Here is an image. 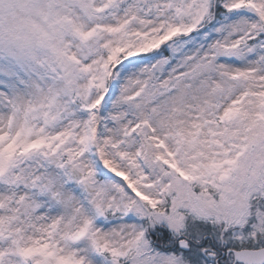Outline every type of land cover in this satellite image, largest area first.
Wrapping results in <instances>:
<instances>
[{
    "label": "rangeland",
    "instance_id": "374dc122",
    "mask_svg": "<svg viewBox=\"0 0 264 264\" xmlns=\"http://www.w3.org/2000/svg\"><path fill=\"white\" fill-rule=\"evenodd\" d=\"M262 180L264 0H0V264L260 247Z\"/></svg>",
    "mask_w": 264,
    "mask_h": 264
},
{
    "label": "flooded vegetation",
    "instance_id": "af4514ba",
    "mask_svg": "<svg viewBox=\"0 0 264 264\" xmlns=\"http://www.w3.org/2000/svg\"><path fill=\"white\" fill-rule=\"evenodd\" d=\"M203 244H206V241L203 243ZM203 244H198V245H203ZM209 250H211V248H204V251H208L210 252ZM213 250V249H212ZM211 250V253L210 254H213L215 256V254L212 252ZM215 252V250H213ZM229 250H227L225 253H223L221 256H220V264H239L233 254L229 253L228 252Z\"/></svg>",
    "mask_w": 264,
    "mask_h": 264
},
{
    "label": "water",
    "instance_id": "95a60500",
    "mask_svg": "<svg viewBox=\"0 0 264 264\" xmlns=\"http://www.w3.org/2000/svg\"><path fill=\"white\" fill-rule=\"evenodd\" d=\"M253 254H258V252H252ZM261 256H264V250L261 252Z\"/></svg>",
    "mask_w": 264,
    "mask_h": 264
}]
</instances>
